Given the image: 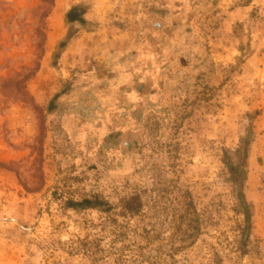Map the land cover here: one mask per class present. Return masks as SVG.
<instances>
[{
  "label": "rangeland",
  "instance_id": "obj_1",
  "mask_svg": "<svg viewBox=\"0 0 264 264\" xmlns=\"http://www.w3.org/2000/svg\"><path fill=\"white\" fill-rule=\"evenodd\" d=\"M93 1L0 0V264H264V0Z\"/></svg>",
  "mask_w": 264,
  "mask_h": 264
},
{
  "label": "crops",
  "instance_id": "obj_2",
  "mask_svg": "<svg viewBox=\"0 0 264 264\" xmlns=\"http://www.w3.org/2000/svg\"><path fill=\"white\" fill-rule=\"evenodd\" d=\"M136 2L137 0H94L85 13L84 19L97 22L98 28L103 30L100 31L99 29L96 32L86 34L85 38L92 39L97 37L96 40L100 45H114L118 42L125 44L128 42L129 36H131L128 30L131 28V23L134 19L133 10ZM120 16H122L121 21L125 23V26H123L125 32L121 36H116L117 33L114 34L116 31H110L111 35H105L104 28L108 27V24L113 25L114 29L118 27L114 26V20L120 21ZM71 62L73 63V61Z\"/></svg>",
  "mask_w": 264,
  "mask_h": 264
},
{
  "label": "trees",
  "instance_id": "obj_3",
  "mask_svg": "<svg viewBox=\"0 0 264 264\" xmlns=\"http://www.w3.org/2000/svg\"><path fill=\"white\" fill-rule=\"evenodd\" d=\"M240 201L243 202V197L240 196Z\"/></svg>",
  "mask_w": 264,
  "mask_h": 264
}]
</instances>
